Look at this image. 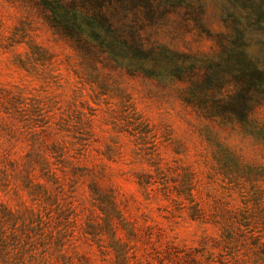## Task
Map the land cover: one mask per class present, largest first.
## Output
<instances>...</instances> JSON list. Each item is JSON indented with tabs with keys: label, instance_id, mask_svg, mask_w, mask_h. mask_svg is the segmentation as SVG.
<instances>
[{
	"label": "rangeland",
	"instance_id": "1",
	"mask_svg": "<svg viewBox=\"0 0 264 264\" xmlns=\"http://www.w3.org/2000/svg\"><path fill=\"white\" fill-rule=\"evenodd\" d=\"M99 2L128 45L53 24L85 0H0V262L264 264V168L223 148L234 120L188 72L264 60V0Z\"/></svg>",
	"mask_w": 264,
	"mask_h": 264
},
{
	"label": "trees",
	"instance_id": "2",
	"mask_svg": "<svg viewBox=\"0 0 264 264\" xmlns=\"http://www.w3.org/2000/svg\"><path fill=\"white\" fill-rule=\"evenodd\" d=\"M101 1L104 4H110L113 0ZM117 1L124 4L125 7L127 5L134 7L140 3V0ZM83 7L85 11L82 13L74 11L72 15H69L60 12L54 17L53 24L55 23L56 27L63 29L64 33L72 39L73 35L80 38L88 37L98 50L111 52L118 43L128 45L114 31L115 27L112 21L104 14L103 7L106 5L102 6L99 0H85ZM62 10L65 9L62 8ZM58 17H60L59 20H57ZM260 57L257 53L244 50L240 52L239 56L229 50L224 54H219L207 65L205 63L201 69V75H197L198 70L192 66L188 72L189 75L195 74V77L189 87V98L200 102L203 106H210V112L213 111L212 116L230 120H235L238 117L242 120L248 107L247 102L264 101V60L263 58L261 60ZM190 61L188 60V62ZM184 75L183 70H177L176 77L180 78ZM225 79H231V83L235 86V94L226 100L217 95V92L219 94V90L223 87L222 83ZM259 90L261 92L257 94ZM259 96L262 98L257 100Z\"/></svg>",
	"mask_w": 264,
	"mask_h": 264
},
{
	"label": "clouds",
	"instance_id": "3",
	"mask_svg": "<svg viewBox=\"0 0 264 264\" xmlns=\"http://www.w3.org/2000/svg\"><path fill=\"white\" fill-rule=\"evenodd\" d=\"M247 105L243 119L237 117L231 125L235 132L222 135L220 142L239 167L264 168V101Z\"/></svg>",
	"mask_w": 264,
	"mask_h": 264
}]
</instances>
